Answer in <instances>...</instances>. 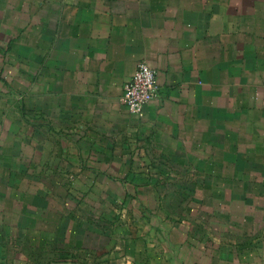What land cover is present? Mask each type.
I'll return each mask as SVG.
<instances>
[{
	"label": "crops",
	"instance_id": "0c3cea01",
	"mask_svg": "<svg viewBox=\"0 0 264 264\" xmlns=\"http://www.w3.org/2000/svg\"><path fill=\"white\" fill-rule=\"evenodd\" d=\"M0 264H264V0H0Z\"/></svg>",
	"mask_w": 264,
	"mask_h": 264
},
{
	"label": "built area",
	"instance_id": "2783aa9c",
	"mask_svg": "<svg viewBox=\"0 0 264 264\" xmlns=\"http://www.w3.org/2000/svg\"><path fill=\"white\" fill-rule=\"evenodd\" d=\"M158 94L157 72L143 62L124 85L122 103L131 114L142 118L146 107L158 97Z\"/></svg>",
	"mask_w": 264,
	"mask_h": 264
},
{
	"label": "trees",
	"instance_id": "16d2710c",
	"mask_svg": "<svg viewBox=\"0 0 264 264\" xmlns=\"http://www.w3.org/2000/svg\"><path fill=\"white\" fill-rule=\"evenodd\" d=\"M127 180L129 181V182H131V183H136V177H135V175L134 174H130L128 177H127Z\"/></svg>",
	"mask_w": 264,
	"mask_h": 264
},
{
	"label": "rangeland",
	"instance_id": "374dc122",
	"mask_svg": "<svg viewBox=\"0 0 264 264\" xmlns=\"http://www.w3.org/2000/svg\"><path fill=\"white\" fill-rule=\"evenodd\" d=\"M109 168H110V172L113 170L115 173H117V168H118L117 166H110ZM172 171H173V170H172ZM172 171L167 172V174H170ZM79 197H81V196H79ZM81 198H82V197H81ZM83 198H84V197H83ZM83 198H82V199H83ZM111 207H112V206H111ZM114 208L116 209L115 206H114ZM116 222H117V220H116ZM116 222H115V223H116Z\"/></svg>",
	"mask_w": 264,
	"mask_h": 264
}]
</instances>
